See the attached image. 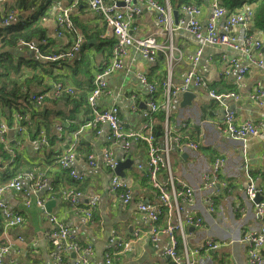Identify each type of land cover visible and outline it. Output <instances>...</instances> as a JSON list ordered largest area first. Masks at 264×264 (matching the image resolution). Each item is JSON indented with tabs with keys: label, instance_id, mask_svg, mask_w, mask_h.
Segmentation results:
<instances>
[{
	"label": "crops",
	"instance_id": "1",
	"mask_svg": "<svg viewBox=\"0 0 264 264\" xmlns=\"http://www.w3.org/2000/svg\"><path fill=\"white\" fill-rule=\"evenodd\" d=\"M17 0H12V4ZM161 3L164 0H159ZM173 9L176 4L169 0ZM197 3V2H196ZM211 0H202L197 3L202 7L200 21L208 19ZM250 2L244 3L240 8H245ZM68 11V19L72 24L71 31L64 30L56 34V14L59 11ZM233 9V10H235ZM42 12V15H38ZM39 24L45 30V44L41 48L48 53L58 52L64 54L71 48L72 42L77 37L83 38L81 54L76 58H66L57 62L40 61V56L23 43L18 42L6 45L2 51L13 55L16 60H27L22 68L30 72L25 84L28 91L44 94L39 113L34 115V127L45 130L48 145L40 146L36 142L38 135L29 133L16 151H6L0 144V185L5 183L12 175L18 172H30L38 177L40 172L48 179V188L41 190L30 197H25L22 192L7 190L2 194L3 201L14 211H19L23 217L20 226L2 229L0 241H9L10 254L5 258V264H53V257L57 250L43 236V232L51 227L46 213H51L67 222L77 240L83 245H90L92 250L88 254L89 264H105L104 254H112L113 264H171L168 256L164 254L169 244L165 233L159 234L157 241L152 242L145 233L148 224L137 211L139 202L156 201V187L153 178L149 176L146 162L148 148L145 141L138 137L133 139L129 152L107 139L109 127L101 125L99 133L93 128H83L91 118L86 101L87 93L92 88L91 80L97 72L102 61L107 60L114 44L113 38L108 34V29L102 19L90 11L83 4L72 5V0H37L35 5L18 13L9 24ZM249 32L262 39L263 46L261 57L264 58V30L249 26ZM133 38L154 36L162 45L156 52V60L151 63L144 59L133 47H128V53L123 58L122 67L106 77L110 93L100 97L98 103L101 108L117 106L120 119L125 130L144 135L143 123L145 119L142 111L146 108L147 98L162 99L165 83L171 82L173 86L182 83L187 70L191 69V57L199 47L202 53L193 70L208 84V87L217 93L233 92L236 97L225 98L227 107L235 111L238 122L250 119L259 126V135L249 138L244 143L227 137L222 127L224 106L211 98L208 89H192V96L183 97L178 93L171 99L168 120L162 112L153 116V135L157 139L164 132V125L171 133H183L199 143L197 149L184 148L178 150L172 147L169 154L171 171L174 176L184 178L194 189V204H183L181 216L194 213L202 218L201 227H188L186 233L190 246L200 244L205 237H213L225 242L215 252L202 253L197 264H246L244 248L241 243V233L245 230L255 229L264 222V215L256 213L254 202L245 194L248 183L246 172L251 175L256 187L262 190L264 196V97L260 101L252 100L249 94L259 84L264 88V69L252 66L239 82L231 73L229 76L222 74L224 62L222 57H237L232 49L225 46L201 45L190 33L184 29H177L169 34L163 27L155 22V13L145 5L140 16L136 19L131 30ZM40 39H34L35 45H40ZM1 44V43H0ZM47 52V51H46ZM245 62L246 60H242ZM139 76H144L148 84H153L157 90L151 94L148 85L140 81ZM60 81L67 86H72L75 92L72 95L53 97L52 83ZM8 121L0 113V123ZM6 122V124H7ZM7 131V136L15 139L14 121ZM60 127V131L57 127ZM184 126V127H183ZM154 127H161L160 136L155 134ZM32 133H34L32 131ZM158 134H160L158 132ZM16 145L19 144V135L16 136ZM73 144L76 149V159L73 167L83 175L81 181H74L67 172L58 168L57 156L62 155ZM110 149L113 156L124 162L129 157L132 162L121 166L120 175L126 187L130 190V200L123 204L109 189L112 173L106 168L102 154ZM13 152L14 159L10 160ZM95 156L97 165L89 166L87 154ZM221 155L226 160L222 178L227 188L216 187V192L203 188L201 175L210 171L211 163L216 156ZM141 165V166H140ZM66 173V174H64ZM161 181H164L166 168L158 170ZM27 178V177H25ZM63 188L74 187L83 192L82 203L88 206L90 199H95L96 210L92 219L87 221L83 214L71 210L70 205L58 195L57 183ZM57 189V196L49 190ZM29 185V180L24 179V187ZM27 187L25 189H29ZM41 193V194H40ZM56 193V192H55ZM44 198V207L37 204V198ZM206 198H212L215 209H207ZM53 200L49 208H45L46 201ZM160 224H164L160 218ZM135 231L136 234L134 233ZM17 236H22L23 241H18ZM122 242L124 249L115 251L110 239ZM264 259V247L261 249ZM72 259L74 254H69Z\"/></svg>",
	"mask_w": 264,
	"mask_h": 264
},
{
	"label": "built area",
	"instance_id": "2",
	"mask_svg": "<svg viewBox=\"0 0 264 264\" xmlns=\"http://www.w3.org/2000/svg\"><path fill=\"white\" fill-rule=\"evenodd\" d=\"M84 2L88 8L93 10L99 15L108 29V34L114 40V48L111 51V60L109 65H104L99 68L100 70L94 75L91 93L88 97L89 114L91 119L83 125L77 131H74L75 135H78L83 128H96L99 133L97 125H107L109 132L107 139L116 144H120L125 153L129 152L132 146L133 139L138 137L142 138L147 144L148 157H147V170L149 176L153 178V185L156 187V200L153 204L145 202H139L137 205V211L141 218L148 224V229L145 231L149 235V239L152 242L157 241L159 234L165 233L169 238V244L165 248V253L169 257L171 264H197L195 260L200 254L215 252L219 250L224 241L216 240L215 238L205 237L201 246L199 244L195 246L188 245L187 236L185 231L186 225L200 226L202 224V218L199 215L190 214L182 217L183 204H194V191L195 189L180 176H174L171 171L169 162V154L172 147H176L178 150H182L186 147L191 149H197L199 143L194 140H186L189 138L183 133H171L166 123L164 125V132L160 138H156L153 135V116L159 112L165 114V121L168 120L170 111L169 99L171 96L177 93V91H188L192 89H206L207 86L203 80L195 74L193 67L196 65L198 57L202 53L201 47L196 51V56L191 62L192 67L188 71L187 75L183 78V81L177 87L173 86L171 82L165 83L163 96L164 101L158 99L147 98L146 108L142 111V116L145 119L143 123L144 135L136 134L130 130L123 128L119 109L117 106H110L99 109L96 106V101L103 95L110 93L107 88V83L104 77L110 75L115 69L122 67V56L126 54V46L129 44L135 45L140 55L147 61L154 63L156 60V52L162 45L156 40L154 36H146L135 40L129 34V31L133 28L136 19L141 13V4H145L146 7L153 10L155 13V21L158 25H161L166 31L173 32V9L170 3L166 0L165 5L158 2V0H74V3ZM259 0H254L241 10H228L221 0H211L210 11L208 19L205 22H201L199 17L202 13V7L196 2L182 3L180 5L181 15L177 17V25L184 27V29L191 33L196 39H201L202 43L209 46H225L236 52L238 59H231L223 66V72L225 76H229L233 73L236 76V81L239 82L245 76L249 70L246 65H242L238 60H246L249 64L257 63L260 68L264 69V58L261 57V49L259 48L263 44L262 39L249 32V26L254 23V12ZM121 2V4H119ZM69 9L63 11V16L58 19V34H61L65 28L70 26V22L67 18ZM178 13V8L176 9ZM15 17L13 12H9L2 24H9ZM45 42L44 39H42ZM18 42L23 43L29 49L34 50L38 54V47L33 43L25 42L21 39ZM83 38H78L77 41L71 46L70 50L64 54L44 56L49 60H63L65 58H71L74 54L80 50ZM258 60V61H257ZM140 81L143 84H147L145 77L139 76ZM54 92L56 95L61 93H71L72 89L65 87L62 82H58L54 86ZM153 87L149 86V93H153ZM208 95L224 106V112L222 118L226 125L221 126L224 134L240 142H245L249 138L259 135V126L257 123L252 122L250 119L238 122L236 120L235 111L227 107L224 103L225 98L236 97V94L229 92L226 94H219L215 90L214 92H208ZM252 100L260 101L264 97V88L261 85H257L253 91L249 94ZM30 101H29V100ZM26 98L28 102L35 106L42 104V96L35 98ZM14 125L17 131L23 132L26 128L24 123L20 122L21 116L14 113L12 115ZM184 127V126H183ZM57 129L60 131V127ZM15 140V139H14ZM12 138H8L7 131L4 124L0 123V144L6 151L10 150L11 143L14 142ZM38 143L40 146H47L48 139L44 129L39 131ZM87 163L89 166H96L97 162L94 154H87ZM13 159L10 155V160ZM76 159V149L70 146L62 155L57 156L56 163L61 166L62 169L69 171V177L74 181H81L83 175L73 167V162ZM102 160L106 168L112 173L109 183V189L112 193L117 194V197L123 204H127L130 200V190L126 187L124 181L117 176L115 168L119 163V159H116L111 150L106 148L102 154ZM141 166V165H140ZM226 160L221 155L216 156L211 163V170L205 171L201 175V182L203 188L207 190H216V187L227 188V184L224 180L219 178L225 170ZM166 168V175L164 181H161L158 175V170ZM24 174H17L14 177H10L5 183L0 185V217L3 220L0 222V228L6 226H12L21 222V216L11 209L8 204L1 199V193L7 190H22V178ZM248 183L245 187V194L249 200L254 202V208L257 214L264 215V196L262 190L256 187L251 175L246 172ZM30 180H33L31 189L26 190V194H36L37 192L44 190L47 187V181L38 177L29 175ZM58 195L67 202L73 212H81L84 214L87 221L92 219V215L96 210L94 200L90 199L88 206L81 204L83 192L74 187L69 189L60 186V180L57 183ZM57 196V193L49 196L48 199H53ZM259 198L258 201H255ZM44 198L38 197L37 204L42 205ZM207 209L212 211L215 209V203L212 198H206ZM48 220L52 223L51 227L43 232V236L48 239L50 244L57 249V253L54 255V259L57 264H70L68 258H64L65 252H84L79 254L75 259L74 264H89L88 254L91 253L90 245H83L77 239L66 225V221L57 218L54 214H45ZM160 218H163L164 224H160ZM137 231L134 233L136 234ZM242 240L245 243H241L244 248L245 263L246 264H264L263 256L261 255V249L264 247V222L255 229L245 230L241 233ZM17 239L22 240L21 237ZM112 247L115 251H121L124 249L122 242H115L113 238L110 239ZM178 242L183 244V247L178 245ZM8 254V246L5 243L0 244V257H4ZM104 263L113 264L112 254L106 252L104 254Z\"/></svg>",
	"mask_w": 264,
	"mask_h": 264
},
{
	"label": "trees",
	"instance_id": "3",
	"mask_svg": "<svg viewBox=\"0 0 264 264\" xmlns=\"http://www.w3.org/2000/svg\"><path fill=\"white\" fill-rule=\"evenodd\" d=\"M37 0H17L12 4V0H0V22L3 18L9 13L13 12L14 15L18 13V9H28L35 5ZM172 3L176 4V7L179 9L182 3L188 2H197L200 3L202 0H170ZM254 0H221V3L230 11L235 8H240L244 3L252 2ZM158 2H160L158 0ZM161 3V2H160ZM164 1L161 3L163 4ZM38 15H42L40 12ZM254 25L258 29L264 30V0H259L258 4L255 8L254 12ZM45 30L39 24H26V23H19V24H7L4 26H0V113L7 117L9 123L7 125H12V115L14 113H18L22 117L27 116L28 119L31 121L32 125L27 128L26 134L19 135L20 142L16 145V141L14 142V146L17 150V147L23 142V138L29 136V133L36 134L40 130L39 127H34L36 120H34V115L39 113V106H35L26 100V98H31L38 93H32L28 91L25 87V84L29 82V75L30 72L23 71L24 65L28 63L27 60H16L13 55L5 53L2 51V48L6 45H12L17 43L19 39L33 43L34 39H40V45H36L38 47V55L41 57L40 61L44 62H57L61 60H48L45 59L44 56L49 55H58V52L48 53L47 47L46 50L41 48L44 46V42L42 39L45 40L46 37ZM35 45V44H34ZM47 51V52H46ZM111 56V55H110ZM92 84V83H91ZM41 93V92H40ZM43 94V93H41ZM44 95V94H43ZM29 100V99H28ZM30 101V100H29ZM44 101V98H43ZM155 134L160 136L163 128L161 127H154ZM32 131L34 133H32ZM158 132L160 134H158ZM66 174V173H64ZM52 194L55 192L57 193V189L53 184V189L49 190Z\"/></svg>",
	"mask_w": 264,
	"mask_h": 264
},
{
	"label": "bare ground",
	"instance_id": "4",
	"mask_svg": "<svg viewBox=\"0 0 264 264\" xmlns=\"http://www.w3.org/2000/svg\"><path fill=\"white\" fill-rule=\"evenodd\" d=\"M168 2H169V0H167ZM165 3H166V0H164V3H163V5H165ZM79 4H83L84 6H86V8H88V6H87V4L86 3H84V2H77V3H74V0H72V5L73 6H77V5H79ZM119 4H121V2H119ZM143 5H145V4H141V11H142V7H143ZM66 9H68V8H66ZM65 9V10H66ZM89 9V8H88ZM90 11H92V12H94L93 10H91V9H89ZM180 10V8L178 9V16H180L181 15V12L179 11ZM95 13V12H94ZM14 14V13H13ZM63 12L62 11H59L57 14H56V17H55V22H56V24H57V29L55 30V33L56 34H58V19L60 18V17H62L63 15ZM96 14V13H95ZM141 14V13H140ZM99 16V15H98ZM100 17V16H99ZM68 18V17H67ZM101 18V17H100ZM4 19V18H3ZM69 20V19H68ZM70 22V21H69ZM156 22V21H155ZM206 23V22H205ZM157 24V23H156ZM5 25H7V24H5ZM158 25V24H157ZM0 26H4L3 24H2V21L0 22ZM158 26H161V25H158ZM162 27V26H161ZM71 28H72V24H71V22H70V26L68 27V28H65L64 30H69V31H71ZM173 31H175V30H177V29H184V27H182V26H178L177 25V17L174 19L173 18ZM63 30V31H64ZM132 30V29H131ZM131 30L129 31V34L131 35ZM185 30V29H184ZM62 31V32H63ZM168 32V31H167ZM187 32V31H186ZM189 33V32H188ZM191 34V33H190ZM59 35V34H58ZM192 35V34H191ZM131 37H132V35H131ZM79 37H77L76 39H74L73 40V42H72V45L77 41V39H78ZM133 38V37H132ZM144 38V37H143ZM135 40H137V39H140V38H134ZM196 39V38H195ZM196 40H198L200 43H201V45L203 46V45H205V44H203L202 43V40L201 39H196ZM115 44V43H114ZM114 44H113V46H112V49L114 48ZM71 45V46H72ZM262 46H263V44H261L260 45V49H262ZM128 47H133L136 51H137V49H136V47H135V45H134V43L133 44H129V45H127L126 46V54L128 53V51H127V48ZM81 49H82V45H81V47H80V50L79 51H77L75 54H74V56L73 57H71V58H66L67 60H71V59H74V58H76L78 55H80L81 54ZM138 52V51H137ZM196 53V52H195ZM194 53V55L191 57V60L193 61L194 60V57L196 56V54ZM126 54L124 55V56H122V61H123V58L126 56ZM200 57V56H199ZM199 57H198V59H197V61L195 62V63H197L198 62V60H199ZM222 57V62H224V63H228L231 59H238V57H232V58H226L225 56H221ZM145 59V58H144ZM49 60V59H48ZM110 60H111V56L107 59V60H104V61H102V63L100 64V67L99 68H101V67H103L104 65H109V63H110ZM191 61V62H192ZM258 61V60H257ZM238 62L239 63H241L242 65H246L247 66V68L249 69L250 67H252V66H256V67H258V68H260L259 67V65L257 64V63H254V64H249V63H247V61H245V62H243L242 60H238ZM98 68V70L97 71H99L100 69ZM116 70H118V69H115L112 73H114ZM190 70V69H189ZM189 70H187L186 71V73H185V75H184V77L187 75V73H188V71ZM195 72V71H194ZM97 72H95V74H96ZM111 73V74H112ZM110 74V75H111ZM195 74L196 75H198L202 80H203V82H204V84L207 86V89H208V92H214V90L213 89H211L210 87H208V84H207V82L199 75V74H197L196 72H195ZM222 74L223 75H225V73L222 71ZM234 75V74H233ZM109 76V75H108ZM235 76V75H234ZM107 77V76H106ZM106 77H104V80L106 81ZM144 77V76H143ZM183 77V78H184ZM94 78V77H93ZM93 78H92V80H91V83L93 84ZM235 79H236V76H235ZM58 82H60V81H55V82H53L52 83V91H53V97H56V98H60L62 95H64V94H66V95H72L74 92H75V89L72 87V86H67V85H65L64 84V86L65 87H69V88H71L72 89V92L71 93H61L60 95H56L55 94V92H54V86H55V84L56 83H58ZM147 85H148V90H149V86H152L153 87V90H154V92L157 90V87L156 86H154L153 84H148V82H147ZM175 87H177V86H175ZM108 88V87H107ZM109 89V88H108ZM91 90V89H90ZM189 91H191V90H188V91H183V90H178L177 91V93L176 94H174L173 96H171L170 97V99H169V102L171 103V99L175 96V95H177L178 93H181L182 94V96H183V94L184 93H187V92H189ZM153 92V93H154ZM90 93H91V91H89L88 93H87V96H86V101H87V104H88V107H89V103H88V97H89V95H90ZM152 93V94H153ZM42 96V99H41V101H42V104H43V98H44V95L43 94H41L40 92H39V94H37V95H35V96H33V98H35V97H37V96ZM100 99V98H99ZM99 99L96 101V106L99 108V109H101V107L99 106V103H98V101H99ZM151 99H153V98H151ZM161 101H164L165 100V97L163 96V98L162 99H160ZM42 104L40 105V106H42ZM113 106H115V105H113ZM119 109V108H118ZM18 114V113H17ZM119 114H120V111H119ZM19 115V114H18ZM21 116V115H20ZM91 119V118H90ZM4 123V126H5V130L6 131H8V129L10 128L11 129V127L12 126H9V125H7L6 124V122L5 121H3ZM20 122L21 123H24L25 125H26V128H25V130L23 131V132H18L17 131V129H16V127H15V125H14V130H15V139H16V136L17 135H21V134H26V130H27V128L28 127H30L31 125H32V123H31V121L28 119V117L27 116H24V117H22L21 116V119H20ZM223 124H225L226 125V123H225V121H224V119H223ZM253 122V121H252ZM99 126H101V125H97L96 127H99ZM94 129H96V128H94ZM40 131V130H39ZM28 135V134H27ZM27 135H26V137H27ZM37 135H38V138H37V140H36V142H38V139H39V132L37 133ZM47 137V136H46ZM8 138L10 139L11 137H9L8 136ZM14 142H15V140H14ZM11 143V145H10V150L9 151H16V148H15V146H14V144L15 143ZM70 146H73L74 147V145L73 144H71ZM69 146V147H70ZM46 147V146H45ZM69 149V148H68ZM11 157L14 159L15 158V156L13 155V152H11ZM58 168H60L61 170H63V171H65V172H67V174L69 175V171L68 170H64V169H62L61 168V166H59L58 165ZM210 170H211V168H210ZM17 174H24L23 175V178H22V186H23V189L22 190H12V191H18V192H22V194L25 196V197H30L31 195L29 194H26L25 192H26V190H29V189H31V184H33V180L31 179L30 180V177H29V175L31 174L29 171L28 172H25V171H22V172H18V173H16L15 175H12L11 177H14V176H16ZM40 176L42 177V179H45L46 181H47V187L45 188V189H47L48 188V185H49V183H48V179H47V177H45L44 176V173L43 172H40ZM25 177H27V178H25ZM219 178L221 179V180H224L223 178H222V174H220L219 175ZM24 179H27V180H29V185L27 186V187H30L29 189H25V188H27V187H24ZM44 189V190H45ZM67 189H69V188H67ZM11 190V189H10ZM5 191H3L2 193H1V199H2V201H3V198H2V194L4 193ZM212 192H216V191H214V190H212ZM41 194V193H40ZM49 201V200H48ZM48 201H46L45 202V204L48 202ZM4 202V201H3ZM155 202H158L157 200L156 201H154V202H145V203H148V204H153V203H155ZM8 206V205H7ZM39 206H41L42 208L44 207V203L42 204V205H39ZM46 208V207H45ZM46 210H47V208H46ZM15 212H17L20 216H21V222L19 223V224H16V225H12V226H6L4 229H9V228H13V227H17V226H20L22 223H23V217H22V215H21V213L19 212V211H15ZM77 214H82L81 212H76ZM84 215V214H83ZM57 217V216H56ZM58 218V217H57ZM47 220H48V218H47ZM49 221V220H48ZM0 222H2V224L4 223L3 222V220H2V218L0 217ZM50 222V221H49ZM51 223V222H50ZM51 225H52V223H51ZM66 225H67V227L69 228V230L72 232V230H71V228L69 227V225L67 224V222H66ZM188 227H195V228H199V227H201V225L200 226H191V225H186L185 226V231H187V228ZM2 232V229H0V233ZM73 233V232H72ZM74 234V233H73ZM18 237H21L22 238V236H17V238ZM208 239L209 238H213V237H207ZM77 239V238H76ZM216 239V238H215ZM243 239V237L241 236V241L242 242H244L245 243V241L244 240H242ZM217 240V239H216ZM18 241H23V238H22V240H19L18 239ZM2 243H5L6 244V246H8V254L6 255V256H4V257H0V264H5V258L10 254V252H11V246H10V244H9V241H4V242H1L0 241V244H2ZM202 243H203V241L199 244V246H201L202 245ZM178 245L180 246V247H183V244L181 243V242H178ZM57 250V249H56ZM69 254H74L75 256L77 255H79V254H84V252H79V253H76V252H65L64 254H63V257L64 258H68L69 259V263L70 264H74V262H75V259L77 258H74V259H72L71 257H69ZM164 254L166 255V253L164 252ZM261 255H262V253H261ZM167 256V255H166ZM263 256V255H262ZM169 258V257H168ZM197 261H198V258L195 260V263H197ZM53 264H57L56 263V261H55V259H54V257H53Z\"/></svg>",
	"mask_w": 264,
	"mask_h": 264
},
{
	"label": "water",
	"instance_id": "5",
	"mask_svg": "<svg viewBox=\"0 0 264 264\" xmlns=\"http://www.w3.org/2000/svg\"><path fill=\"white\" fill-rule=\"evenodd\" d=\"M174 15H177L176 10H174ZM186 96H192V94H191L190 92L184 93V94H183V97H186ZM131 162H132V160H131L129 157H127V159H126L124 162H121V161H120V162L118 163L117 167L115 168V171H116L118 174H120V175L123 176V174H122V172H121V166H122L124 163L127 164V163H131ZM258 199H259V198H256L255 201H258ZM52 203H53V200L48 201V202L45 204V207H46V208H49V206H50Z\"/></svg>",
	"mask_w": 264,
	"mask_h": 264
},
{
	"label": "rangeland",
	"instance_id": "6",
	"mask_svg": "<svg viewBox=\"0 0 264 264\" xmlns=\"http://www.w3.org/2000/svg\"><path fill=\"white\" fill-rule=\"evenodd\" d=\"M229 93V92H228ZM219 94H221V93H219ZM226 94V93H225Z\"/></svg>",
	"mask_w": 264,
	"mask_h": 264
}]
</instances>
